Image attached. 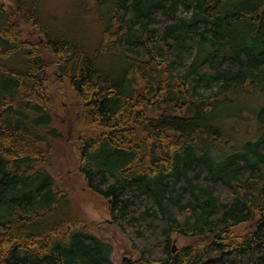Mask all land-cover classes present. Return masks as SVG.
Segmentation results:
<instances>
[{
    "label": "trees",
    "instance_id": "obj_1",
    "mask_svg": "<svg viewBox=\"0 0 264 264\" xmlns=\"http://www.w3.org/2000/svg\"><path fill=\"white\" fill-rule=\"evenodd\" d=\"M8 2L0 264H113L51 169L69 95L75 171L136 255L120 264H264V0Z\"/></svg>",
    "mask_w": 264,
    "mask_h": 264
},
{
    "label": "rangeland",
    "instance_id": "obj_2",
    "mask_svg": "<svg viewBox=\"0 0 264 264\" xmlns=\"http://www.w3.org/2000/svg\"><path fill=\"white\" fill-rule=\"evenodd\" d=\"M0 6L6 11L12 12L11 6L8 0H0ZM180 16H189V12L185 11L184 8H180ZM24 35L31 41L38 40L42 42V39L37 37V33L26 23L18 20ZM192 57H184V63H189ZM51 62V60H49ZM48 62V61H47ZM54 69L49 66L45 71L46 81L49 80L51 89H59L60 79L58 75L54 76ZM66 91V90H65ZM58 91L56 90V95ZM62 103L60 111L56 112L55 125L59 129V133L62 138L63 148L60 152L63 154H55L51 169L54 172V176L57 181H61L64 188L73 197L72 201L75 209L77 210L83 223L85 231L97 236L102 239L105 243L111 247L110 259L113 264H120L123 257L136 259V255L130 252L129 241L125 234H123L118 228L110 223V217L106 204L101 199L94 195L86 192L83 188L81 177L78 175L76 170V149L73 146V139L71 134L73 131L85 123V117L82 115L84 111L78 109L77 101L73 95H69L68 99H57V103ZM81 124V125H80ZM61 149V147H60ZM247 225L241 226L235 229V232L244 231ZM180 241V243H179ZM176 239L173 242L172 250L176 251L183 244L181 240Z\"/></svg>",
    "mask_w": 264,
    "mask_h": 264
},
{
    "label": "water",
    "instance_id": "obj_3",
    "mask_svg": "<svg viewBox=\"0 0 264 264\" xmlns=\"http://www.w3.org/2000/svg\"><path fill=\"white\" fill-rule=\"evenodd\" d=\"M172 252H174V250H172Z\"/></svg>",
    "mask_w": 264,
    "mask_h": 264
}]
</instances>
